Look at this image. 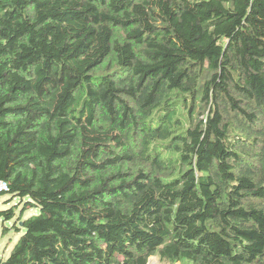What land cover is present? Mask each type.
Segmentation results:
<instances>
[{"label": "trees", "instance_id": "1", "mask_svg": "<svg viewBox=\"0 0 264 264\" xmlns=\"http://www.w3.org/2000/svg\"><path fill=\"white\" fill-rule=\"evenodd\" d=\"M0 181L5 264H264V0H0Z\"/></svg>", "mask_w": 264, "mask_h": 264}, {"label": "rangeland", "instance_id": "2", "mask_svg": "<svg viewBox=\"0 0 264 264\" xmlns=\"http://www.w3.org/2000/svg\"><path fill=\"white\" fill-rule=\"evenodd\" d=\"M17 205V206H16ZM16 207V208H15ZM10 208H13L15 211V218H17L20 210H22L24 208V203L18 202L16 199L11 198V196L9 194H3L0 196V211H5L8 210ZM35 211L32 209H27L26 211H24V218L34 214ZM14 221V220H13ZM13 221L3 224L0 221V261L4 262V260L8 257V254L10 252V250L12 249V247L14 246V244L17 242L20 234H16L15 231L10 230L9 232H7V234L3 235L2 234V226H6L9 229H12L14 223ZM22 233V231H21ZM148 264H163L161 263L156 257H151L148 261ZM180 264V263H177Z\"/></svg>", "mask_w": 264, "mask_h": 264}, {"label": "built area", "instance_id": "3", "mask_svg": "<svg viewBox=\"0 0 264 264\" xmlns=\"http://www.w3.org/2000/svg\"><path fill=\"white\" fill-rule=\"evenodd\" d=\"M9 192V188L7 183L0 181V193H8Z\"/></svg>", "mask_w": 264, "mask_h": 264}, {"label": "water", "instance_id": "4", "mask_svg": "<svg viewBox=\"0 0 264 264\" xmlns=\"http://www.w3.org/2000/svg\"><path fill=\"white\" fill-rule=\"evenodd\" d=\"M2 264H5L4 262Z\"/></svg>", "mask_w": 264, "mask_h": 264}]
</instances>
